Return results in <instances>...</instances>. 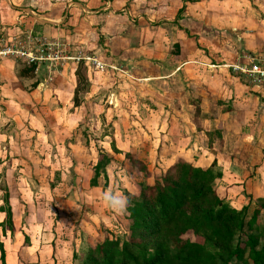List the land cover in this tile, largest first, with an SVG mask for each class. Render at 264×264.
Returning <instances> with one entry per match:
<instances>
[{
	"label": "crops",
	"instance_id": "1",
	"mask_svg": "<svg viewBox=\"0 0 264 264\" xmlns=\"http://www.w3.org/2000/svg\"><path fill=\"white\" fill-rule=\"evenodd\" d=\"M88 1L92 6L89 7L86 5L84 7L79 2L69 1L66 12L62 14L61 10V16L54 21L55 25L61 24V26L53 30L49 29L48 31L46 28H49V26L45 25L43 19L46 18L43 16L48 15L46 13L48 7L59 5V3H46L45 0H3L4 5L0 4V25L6 28L9 35L15 36L20 32L30 30L29 33L32 36L33 31L35 32V29H37L41 30L39 33L45 37L50 36L52 34L51 32H53V37L56 38L53 43L58 53V58L52 65L45 63L40 66H35L34 71L32 70L25 75L20 74L21 70H27L30 67L21 60L8 58L3 60L0 66V105H3L1 112L4 114L2 115L0 112V143L1 141H8L9 143V146L7 145V148H4V157L1 154L0 158L1 161L5 160L7 163V168L4 171L6 176L5 184L9 191V203L13 208L12 213L15 224V232L12 235L7 231V234L4 236L0 232V239L5 249L6 264H68L69 261L73 260L70 254L64 256V262L61 260L62 256H60L61 249L59 248V244L57 245L59 248L57 252L55 245L56 238H59L56 235L58 230L57 226L56 229L51 227L47 242H43L42 240L37 241L40 238L38 236L36 238L34 236L33 240L31 239V242L36 244V248L33 246L35 249L32 252L31 247L20 242L22 238V227L25 226L26 222L33 220V218L25 215L24 212L22 216L17 217L18 214L15 208H18V206L24 208L29 203L24 201V197L19 198L15 188L20 189V191H23L22 194H24L25 191H28V188H26L28 185L25 183L23 177L25 175L21 177L18 175L17 178L14 175L15 173L25 171L26 174L40 176L46 173L45 170L47 168H50L53 172H59L62 170V163H65L64 169L67 173H70L68 168L71 167L73 169L74 167L86 168V166H82L84 165L82 160L83 155H76L75 157L74 154L72 156V162L70 163L68 157L61 158L60 152L54 151V148L59 149L62 146L61 142L60 145L57 143V140L60 139L57 136V130L65 115L60 117L54 115V117L49 116L46 118L41 116V120L38 121L37 119L40 109L46 106V102L54 106L57 105L59 107L57 112L63 114L68 112L65 111L66 105H74L73 95L76 88L75 72L79 62L75 56L76 53L72 51L78 48L77 43L84 39L83 37H78L80 35L79 31L76 32L75 15L77 11L81 14L82 12L86 14L84 17L85 20L92 18L88 17V14L93 13L97 14L94 15L95 19L108 17L105 20V25H101V29L84 30V32H92L89 36H91L93 43H96L97 46H101L100 44L98 45L101 37H104L103 45H113V42H116L119 46H129L127 50L133 55L132 59H120L119 61H113L111 63L105 61L108 62L107 65L110 66L112 64V67L115 68L113 70L108 68L109 72L107 74L110 75L109 86L112 84L115 85L113 90L119 98L118 87L121 84H127L128 89L132 87L135 91H138L136 83H140L148 91L150 96L147 100L150 104V111L155 114L160 112L159 115L156 114L155 116L157 123L161 121L160 115H163V113H165V119L168 118V121L165 120L163 125L166 127L165 134L172 137V144L177 148L175 156L178 157L175 162L180 159L191 163V159H187L185 154H180L186 153V150L192 151L188 148L190 145L188 135L203 139L204 137H211L213 135L212 133L217 132V137L219 135L221 136V142L223 144H219L220 147H216L220 139L214 140L212 145L211 143L209 144L207 150L212 151L211 156L213 157L208 156L210 152L200 150L199 159L193 156L192 164L195 166L209 167L216 161L217 166L220 168L218 171L221 170L220 172L223 174V178L217 184L222 185V187L220 186L221 188L228 186L236 190L234 192L239 195L237 198L238 201H241L244 197L242 195L243 193H240L241 191L245 192L247 196H254L255 190H257L255 186L258 185L261 186V190H259L260 192L256 196V199L263 196L264 184H254V179L258 180L260 178L259 175H264V88L243 84L237 76H232V72L230 73V70L223 65L227 61L225 60L226 58L220 52V56L217 55L218 50L216 48L215 37L207 34L204 29L205 27L201 26V28L193 29L186 22L187 20L191 21L188 17H192L191 15H193L196 18L194 20H198V25H200V20H205L201 25L216 26L218 23L221 26L227 24L230 26L229 30L231 28L233 30V25L238 23L236 16L240 13L237 8L233 10V4L241 6L247 3L246 5L249 6L245 7V18H243V22L244 24L253 25L250 12L253 14L255 9L250 4V0L156 1L150 11H152L151 17L156 22L153 25L157 27H151L150 30L143 26L147 23V16H139L137 19L132 20L133 26L128 30H125L123 27L118 28L117 22H112L113 27L109 28L110 17L124 18L119 12L123 10L125 5L128 11L125 14L129 16L131 14L140 15L141 11L136 12L135 8L132 10V3L128 2L129 0L126 3L125 0ZM63 6L65 5L63 4ZM182 7H184V11L181 15L177 16L178 11ZM207 11L208 15L205 16ZM68 14L69 17H67ZM39 24L42 26H39ZM260 25L262 28L257 29H260L261 31L259 32L264 34V20L261 21ZM66 26L67 28L62 29ZM96 30L99 31L100 35L96 33ZM219 30L220 28L215 31L218 33ZM164 31L168 32L164 33ZM246 32H241L239 41L240 45L243 46L242 53L250 56L252 50L249 49L253 44H251L252 40L245 39L248 35ZM257 33L255 32L253 34ZM67 34L66 39L61 38L62 35L66 36ZM129 39L131 44L128 41ZM146 41L149 44H146ZM143 44L148 48L145 54L142 52V50H146L142 49ZM64 47H67L68 54L62 50ZM163 48H166V50H163ZM124 61H128L131 64L134 63V65L139 67L134 66L136 67L135 69L127 67L123 63ZM19 66H24V68L19 69ZM101 74L102 72H93L91 74V69L87 66V78L89 79L87 81L90 85V93H86L85 99L91 96L93 98L96 97L92 90H96V87L99 88L102 80H106V77ZM143 88L140 89L143 90ZM84 92H88V90ZM138 95L140 96L139 93ZM133 97L134 102L139 103L138 99H136V93H133ZM190 97H194L197 100L192 101L189 99ZM86 103V100L85 102L79 101V106L75 107V109L79 111L85 105V110H87L88 106H86ZM188 112L190 113L187 115ZM70 116L72 118L70 117L68 119H72L76 125V115L74 117L73 114H70ZM13 124L14 129L12 132L11 126ZM233 124L236 126L234 130ZM246 125H257L261 129L259 140L262 141V146L258 151H255L254 156H247L244 153H239L233 157H228L226 154L217 156V151H226L228 147L229 149L231 148L225 140L224 135L237 136L238 141L242 142L247 136L243 132ZM208 128H211V130ZM181 132L183 136L180 134ZM39 148L44 149L46 152L43 154L37 152V156L34 157V152L36 150L39 151ZM106 154L108 155L109 152ZM108 156L112 157V162L116 155ZM16 162L17 164L15 166L24 169L16 167L12 169L8 166L9 163L13 165ZM4 164L0 165V167H4ZM169 166L162 169H166ZM10 175L11 180L8 181ZM47 175L51 174L49 173ZM63 175L65 176L66 174L64 173ZM28 177L32 178L31 175ZM12 179H15V182H17L14 187L11 186ZM35 179H38V177H35ZM47 182L48 184L35 181L38 191L55 192V185H52L54 182L52 180H48ZM84 184H81V181L77 182L76 187L73 186L70 191L77 192L80 190L81 185ZM100 187L98 182L97 187L88 185L85 189L83 186L82 190L84 194H79V198H75L78 194H71L65 200L59 198L56 201L63 205L61 207L65 217H70V211L67 209L71 205L80 211L83 208L91 207L85 204L87 201L91 204L100 199L101 205H104L101 194L108 191L110 187L108 185L104 189ZM11 192H14V194ZM85 193L89 199L85 198ZM228 200H230V197ZM31 201L32 205H34L33 200ZM1 206H4V203L3 199L1 200L0 198ZM234 207L238 208L237 206ZM53 210L55 211V209ZM4 219L5 214L0 212V222ZM67 219L68 221L70 220V218ZM51 224L54 225L53 222ZM28 228H30L29 225ZM28 228L26 229L28 230ZM74 238L75 240L73 239V241H79L76 237ZM53 244L56 247V252L53 251L54 254H50L49 257H44V253L52 248ZM24 253L29 257L24 259L23 257L20 258Z\"/></svg>",
	"mask_w": 264,
	"mask_h": 264
},
{
	"label": "rangeland",
	"instance_id": "2",
	"mask_svg": "<svg viewBox=\"0 0 264 264\" xmlns=\"http://www.w3.org/2000/svg\"><path fill=\"white\" fill-rule=\"evenodd\" d=\"M46 3L50 2L52 4H58L59 5H53L48 7L46 13L48 15L43 16L46 19H43L45 21V25H48L49 28H46L48 31L49 29H55L61 26V24H54V21L57 20L58 17L61 16V10L62 14L63 12H66L67 5L69 4V1H76L84 5H88L89 7L92 6V4L88 0H45ZM156 1H170V0H129L128 2H131V8L132 10L135 8L136 12H140L139 14L130 16L127 11V6L125 5L123 10H120V15H122L124 18L121 17H110L109 21V28H112L113 24L112 22H117L118 28H124L125 30H128L130 27L133 26L132 20L137 19L139 16L146 18L147 23L143 26L146 27L148 30L151 29V27L156 28L157 26H154L156 22H154L153 18L151 17L150 9H152V6ZM127 0H125V3ZM250 4L255 9V12H250V9L248 8L251 19H253V25L244 24L243 18H245V7L249 6L246 5H234L233 4V10H236V8L240 11L238 15L236 16V19L238 20V23L233 25V30H229V25H219L217 23L216 26H204L201 25L203 21H199L200 25H198L195 17H188L191 21H186L189 26H191L193 29L195 28H201L205 27V31L207 34H211V36L215 37V43L216 48L218 50L217 55L220 56V53L223 55L225 60L224 66H233V65H242V64H248L249 63V57L259 55H264V34L259 32L262 28L261 21L264 20V0H250ZM0 4H3V0H0ZM63 4L65 6H63ZM4 5V4H3ZM123 6V5H122ZM213 6V5H212ZM211 7V6H210ZM216 7H218L216 5ZM130 9V8H129ZM50 14V15H49ZM85 13L82 12L79 13L77 11L75 15V26H76V32L79 31L80 35L78 37H83L84 39L77 43L78 48H75L72 52L76 53V58H80L78 62L82 65V73L87 78V67L85 65V62L87 58L94 59L102 65H99V68L93 67L92 63H90V69L91 74L93 72H102L101 75L106 77V80H102L99 88L96 87V90H92L94 93V96L96 97H88L86 98V93H90V85L87 82L81 81L79 85V101L85 102L87 101L86 106L87 110L80 109L77 111L75 109L76 106L74 105H66L64 114L61 112H57L59 107L56 105L49 104V102H46V106L44 108L40 109V112L37 115L38 121L41 120V116L46 118L49 116L54 117L56 116H64V119L61 120V125L58 127L57 130V136L60 137V139L57 140L58 145H60V142L62 144L61 148L57 149L54 148V151L60 152V156L62 157H68V161L72 162V156L76 155H83V162L86 168L83 167H71L68 168V171L70 173H67L65 171V163H62V170L59 172H53L50 170V168H47L45 170V174L42 175H34V174H26L24 172L15 173L14 177L19 175L20 177L23 176L25 179V183L28 185L26 188H28V191H25L24 194H22L23 191H20V189H16L19 198L21 199L24 197V201H27L29 204L26 205V207L22 208L21 206H18V208H15V211H17L18 216L20 217L23 215V212L25 215H29L33 220L26 222L25 226L22 227V238L21 243L23 242L26 246L31 247V252L36 248V244L31 242V239H34V236L40 237L37 239V241L42 240L43 242H47L49 239V232L51 230V227H54L56 229V226L58 228L57 230V236L59 238H56L55 245H60V256H62V261H65L64 256L67 254L71 255L72 261H69L68 264H82L84 261L85 255L89 247L93 244H95L98 241L104 240L105 237L109 238H118L120 240H125L129 236V223L127 213L125 212H117L112 208L107 207L105 204L101 205L100 199L97 200V202H92L91 204L87 201V205L91 206L88 208H83L81 211L77 208L75 209L74 206H70L67 210L70 211V217H65V214L62 213V207L60 202L56 201V199H67V196H71V194L75 195L78 194L77 197L79 198V194H84V191L82 190V187L84 186L86 189V186H90V180L94 177V167L99 159L100 152L102 154L107 155L106 153L109 152L108 155H116L113 161L105 167L104 173L97 178L98 184L101 186L100 188L104 189L105 186H109L110 189L114 194H122L126 197L125 193L128 194H134L138 192V189L135 188V184L140 183L141 185L147 184L151 181L153 178L150 176V178L143 177V175H138L135 172V168H129L126 154L128 153H134L137 158L142 160L146 163L147 168L153 173L158 168H165L169 166L170 164H173L178 156H175L177 153V148L173 146L172 137L168 136L166 133V127L163 125V122L166 120L168 121V118L165 119V113L161 116V121L157 123L155 116L156 114L159 115L160 112H157L156 114L154 112L150 111V104L147 98L150 96L148 91L145 90L140 83H136L138 91H135L132 87L128 89L127 84H121V86L118 87V95L113 90L115 88V85L109 86V78L110 75L107 73L109 72V69H115L112 67V64L109 66L107 65L109 61L110 63L113 61H119L120 59H132V54L130 51H128V45L123 46L117 44L116 42H113V45H103L104 44V37L100 38V41H98L97 46L96 43H93L90 33L92 32H84L85 29L92 30L94 28L101 29V25H105V20L108 19V17H101L95 19L94 15H97L95 13L88 14V20L84 19ZM208 15V11L205 13V16ZM254 15V16H253ZM69 17V14L67 15ZM68 19V18H67ZM187 19V18H186ZM50 20V21H48ZM153 20V22H152ZM107 22V21H106ZM184 23V21H182ZM147 25V26H146ZM39 26H42L39 24ZM138 26V25H137ZM159 26V25H158ZM139 27V26H138ZM243 27V29H241ZM261 27V28H260ZM66 27H63L62 29H65ZM166 28V27H163ZM220 28L218 33L215 31L216 29ZM235 28V31H234ZM260 28V29H257ZM155 30V29H152ZM167 30V29H166ZM237 30V31H236ZM251 30H254L251 32ZM30 30H25V32H20L19 34L15 35L16 38L19 40H22V42H29L31 44V47L33 49L39 48V44H53V42L56 40L55 37H53V32L50 34V36H43L39 32L41 30L35 29V32L33 31L32 36H30L29 33ZM37 31V32H36ZM169 31V30H168ZM168 31H164V33H167ZM247 31L248 33L247 37L245 39L252 40L251 44L252 47L249 50H252L250 53V56H248L245 53H242L243 46L240 45L239 41V35L241 32ZM255 32H258L257 34H253ZM38 35H37V34ZM96 33L99 34V31L96 30ZM65 34V33H63ZM148 34V33H147ZM262 34V35H261ZM100 35V34H99ZM255 35V36H254ZM40 36V37H39ZM68 34L66 36L62 35V39H66ZM32 40V41H31ZM31 41V42H30ZM129 43L130 39L128 40ZM159 41V40H158ZM146 44H149V42L146 41ZM53 46V45H52ZM76 46V47H77ZM115 47V48H114ZM41 48V47H40ZM54 48V47H51ZM70 48V47H69ZM111 49V50H109ZM142 49H146L145 51L142 50L143 54L148 51V48L145 47V44H143ZM62 50H64L65 53H67L68 49L67 47H64ZM162 50V49H161ZM163 50H166V48H163ZM173 52V51H172ZM220 52V53H219ZM174 53V52H173ZM68 54V53H67ZM124 54V55H123ZM21 65L22 63L19 62ZM127 67L130 68H136L134 65L131 64L128 61L123 62ZM115 64V63H114ZM52 65V64H49ZM1 66V64H0ZM133 66V67H132ZM52 67V66H50ZM139 67V66H137ZM24 68V66H19V69ZM109 68V69H108ZM106 69V71H104ZM129 69V68H126ZM230 70L231 75H236L238 79L246 85L252 86L248 83V81H244V78H240L241 76L238 75L237 71L232 70V68H228ZM104 71V73H103ZM76 76V75H75ZM77 78H76V86H77ZM134 86V85H133ZM145 87V86H144ZM136 88V87H135ZM140 88H143L140 89ZM85 90H88V92H84ZM130 91V92H129ZM129 92V93H128ZM92 93V92H91ZM133 93H136V99H138V102H134ZM140 94V96L138 95ZM96 99V100H94ZM192 101L197 100L194 97L189 98ZM93 108V109H92ZM3 109V105H0V112ZM187 111V110H186ZM2 115L3 112H1ZM68 113V114H67ZM190 112L187 113V115ZM70 114H73V116L77 118L76 125L74 122L69 120ZM72 118V117H71ZM58 119V118H57ZM172 120V119H171ZM72 122V123H71ZM71 123V124H70ZM87 124V125H86ZM233 124V130L236 126ZM14 124L11 126V131L13 132ZM70 129V130H69ZM207 129V128H206ZM211 130V128H208ZM240 129V127H239ZM203 130V129H202ZM261 129L259 126H245V130H243L244 133L247 134L246 138L241 141H238L237 136H231V135H224L225 140L231 147L226 151H217V156L225 155L233 157L234 155H238L239 153H244L245 155H249L251 157L254 156L255 151H258V149L262 146V141L259 140L260 138V132ZM259 132V133H258ZM183 136V133H180ZM207 134V133H206ZM213 135L211 137H204L201 139V137H191L189 136V150L186 153H180L185 154V157L187 159H191V163H193L192 157L194 156L196 159H199V151L200 150H206L209 148V144L214 142V140L220 139V142L218 141L216 144V147H220L219 144H223L221 142V136L219 135L217 137V132L212 133ZM231 136V137H229ZM220 137V138H219ZM231 139V140H230ZM239 142H241L239 144ZM256 142V143H254ZM107 143V144H106ZM258 143V144H257ZM7 145L9 146L8 141H1L0 143V156L4 157V148H7ZM208 145V147H207ZM113 146L117 149L118 153L114 152L112 150ZM211 147V146H210ZM37 152H40L43 154L46 152L44 149L39 148V151H35L33 156H37ZM183 152V151H182ZM208 156L211 158V152ZM112 158V157H111ZM159 162V164H158ZM196 162V161H195ZM5 163V164H4ZM4 164V167H0V198L1 200L4 198V190L7 189L6 187V181H5V169L7 168V163L4 161H1L0 158V165ZM17 164L14 163L8 164L10 168H20L15 166ZM136 166V164H134ZM214 167L215 170H219L220 168L217 166L216 161H214L211 164V167ZM139 167V166H138ZM9 168V167H8ZM24 169V168H20ZM221 171V170H220ZM51 175H47V174ZM66 174L65 176L63 174ZM32 178H29L30 176ZM260 178L258 180L254 179V184H264V175H259ZM35 177H38V179H35ZM80 178V180H79ZM11 180V175L8 179V181ZM48 180H52L54 183L52 185H55V192H43L38 191L35 181H39V183L44 182L45 184H48ZM19 181V180H18ZM34 181V182H33ZM60 181V182H59ZM81 184H87L85 186L81 185L80 190L77 192L70 191L73 186L76 187V183L80 182ZM15 179H12L11 186H15L17 182H15ZM42 185V184H41ZM134 185V186H133ZM78 186V185H77ZM222 187V185L217 184V187ZM131 190H130V188ZM220 187V188H221ZM227 191L229 193L230 200H228L229 204L233 206H237L238 209L241 208V206H247L248 211L246 215V222L250 219L252 216V213L255 209L259 207L258 198L256 199V196L259 194V190H261V186H255L257 190L254 192L253 195L247 196L245 192L241 191L240 193L244 196L241 201H238L237 198L239 197L238 194H236V190L233 188H230L226 186ZM264 188V187H263ZM9 193V191H7ZM40 192V193H39ZM14 194V192H11ZM39 194V195H37ZM236 196V198H235ZM88 196L85 193V198ZM89 199V198H87ZM34 202V205H32V201ZM56 201V202H55ZM240 202V203H239ZM47 203V205H45ZM63 206V205H62ZM84 206V205H83ZM13 210V208L11 207ZM55 209V211L53 210ZM80 212V213H79ZM55 218V220H54ZM67 218H70L68 221ZM53 219V221H51ZM60 219V220H59ZM49 222V223H48ZM54 223L51 224V223ZM258 224L261 227L264 225L262 216L259 215L258 217ZM28 225L30 228H28ZM15 227V226H14ZM28 228V230L26 229ZM1 235L2 230L0 229ZM56 233V231H54ZM245 234L246 231L243 233H236L235 241L243 242L245 240ZM5 236V234H3ZM31 236V237H30ZM25 237L27 238L25 242ZM43 239H42V238ZM76 237L79 241L75 242ZM52 238V237H51ZM59 239V240H58ZM61 239V241H60ZM184 240L194 241L193 235L191 232L187 233L185 236H183ZM1 240V239H0ZM15 240V239H14ZM13 240V241H14ZM53 240V239H51ZM234 241V242H235ZM2 242V241H1ZM3 243V242H2ZM33 244V245H32ZM48 244V243H47ZM53 244V247L48 249L47 252L44 253V257H49L50 254H54L53 251L56 252V247ZM35 248H34V247ZM57 247V252L58 249ZM27 258L29 257L27 254H22L20 258ZM231 264H234L233 262Z\"/></svg>",
	"mask_w": 264,
	"mask_h": 264
},
{
	"label": "trees",
	"instance_id": "3",
	"mask_svg": "<svg viewBox=\"0 0 264 264\" xmlns=\"http://www.w3.org/2000/svg\"><path fill=\"white\" fill-rule=\"evenodd\" d=\"M183 11L184 7L177 16ZM34 68L30 66L20 74ZM75 75L78 83L73 103L78 107V84L88 83L80 63ZM112 150L118 153L114 146ZM126 159L136 174L153 177L147 184H135L138 192L125 193L129 200L126 210L129 236L125 240L109 237L97 240L87 250L82 264H264V225L258 224L259 215L264 222V188L263 196L257 199L259 207L246 222L248 207L238 209L229 204L227 188L217 187L223 174L213 166H195L179 159L168 168L151 173L134 153L126 154ZM110 161V156L100 152L91 187H97V178L101 173L105 175ZM7 191L4 190V206L0 207L5 214L0 229L3 234L8 231L12 235L15 224ZM245 231V240L235 241L236 233ZM189 232L194 241L183 239ZM0 264H6L1 240Z\"/></svg>",
	"mask_w": 264,
	"mask_h": 264
},
{
	"label": "built area",
	"instance_id": "4",
	"mask_svg": "<svg viewBox=\"0 0 264 264\" xmlns=\"http://www.w3.org/2000/svg\"><path fill=\"white\" fill-rule=\"evenodd\" d=\"M17 38L16 36L9 35L6 28L0 25V64L3 60L8 58L21 60L29 67L40 66L45 63L52 64L57 60L58 53L54 43H41L39 44V48L33 49L29 42L25 43ZM78 60H80V58H77V61ZM89 62L92 63L95 68H99L100 64L102 65V63L94 59L87 58L85 62L86 67H90ZM227 68H232L233 72L237 71L238 75L244 78V81H248L252 86L264 88V55L249 57L248 64L244 63L239 66H227Z\"/></svg>",
	"mask_w": 264,
	"mask_h": 264
},
{
	"label": "clouds",
	"instance_id": "5",
	"mask_svg": "<svg viewBox=\"0 0 264 264\" xmlns=\"http://www.w3.org/2000/svg\"><path fill=\"white\" fill-rule=\"evenodd\" d=\"M101 199L107 207L121 213L125 212L129 205V200L127 197L121 194H114L111 190L102 193Z\"/></svg>",
	"mask_w": 264,
	"mask_h": 264
}]
</instances>
